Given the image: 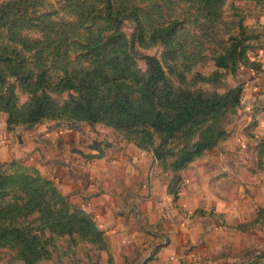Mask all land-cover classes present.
Returning a JSON list of instances; mask_svg holds the SVG:
<instances>
[{
  "label": "rangeland",
  "instance_id": "1",
  "mask_svg": "<svg viewBox=\"0 0 264 264\" xmlns=\"http://www.w3.org/2000/svg\"><path fill=\"white\" fill-rule=\"evenodd\" d=\"M0 6L6 7L0 113L6 122L12 110L7 128L30 134L18 152L0 154V264H113L114 241L108 247L90 205L93 195L133 197L131 185L111 187L114 170L141 171L131 181L148 189L155 176L176 196L182 183L176 170L197 144L215 138L207 148L223 149L224 141L247 135L248 64L264 38V28L254 27L264 0H0ZM149 55L172 88L169 102L146 103L138 118L76 116L73 100L90 88L96 97L128 93L137 112ZM184 92L202 100L178 123L182 109L174 97ZM40 104L45 114L34 119L32 106ZM158 107L165 128L151 124L149 111ZM68 128L66 144L60 134Z\"/></svg>",
  "mask_w": 264,
  "mask_h": 264
},
{
  "label": "crops",
  "instance_id": "2",
  "mask_svg": "<svg viewBox=\"0 0 264 264\" xmlns=\"http://www.w3.org/2000/svg\"><path fill=\"white\" fill-rule=\"evenodd\" d=\"M261 18L254 27L264 28ZM256 43L251 62L257 65L248 64L246 136L231 137L223 149L206 148L176 170L182 178L176 196L155 176L150 189L132 182L142 172L130 176L133 169L125 166L114 170L110 185L117 192L131 185L133 197L92 196L90 209L104 225L108 247L113 240L117 249L113 264H173L175 256L187 264H264V38ZM27 131L7 128L0 113V138H6L0 154L27 145ZM69 133L60 134L66 144Z\"/></svg>",
  "mask_w": 264,
  "mask_h": 264
},
{
  "label": "trees",
  "instance_id": "3",
  "mask_svg": "<svg viewBox=\"0 0 264 264\" xmlns=\"http://www.w3.org/2000/svg\"><path fill=\"white\" fill-rule=\"evenodd\" d=\"M5 12H6V7L0 6V14ZM146 59H147V74L145 76V82L139 92L141 94V103L138 106L139 110H137V112L136 110L131 108L128 104L130 102L128 93L116 91L114 97L112 96L96 97L93 95L96 93V90L90 88V90L88 89L86 92L83 93L80 92V97H77L73 100L74 102L73 108H74V113H76V116H78V118H86V119H93V117L105 118V115H107L108 112L110 113V115H115L118 112H120L121 114L129 113L130 115H132V117L135 116L138 118L139 115L141 114V113L139 114L138 111L142 112L143 108L146 106L145 105L146 103L150 104L151 106L152 105L156 106L159 103H163L165 105L167 101L169 102V100L171 99L172 88L170 87V85L167 82V79L165 78L163 68L161 67L158 59L155 56L149 55L146 57ZM90 79L92 81V84L96 82L92 78ZM238 89L239 92L237 90V93L235 94V97L237 99L241 98V91L243 89L242 84L238 85ZM174 100L176 102L178 101V105L182 109L175 114L174 119L176 120V122L179 121L178 123H182L183 121H186V117L189 114L188 111L197 108V105L202 100V97L200 93L192 95L190 92H184L179 94L178 97H174ZM152 110L149 111V117L150 116L152 117L151 124L158 126L159 128L160 127L165 128L166 124L163 122V118L161 115V108L158 107L156 108V110L155 108ZM32 111H33L34 119L45 114V111L41 108V104L38 107L37 106L34 107L33 105ZM12 113H13L12 110H10L7 114L6 123L8 126H11L10 120ZM80 114H82L83 116H80ZM115 119H118L117 116L115 117ZM173 123L174 122L172 121V125ZM215 142H216L215 138L210 141L209 140H206L204 142L201 141V144L200 145L197 144L194 147V149L189 152V155H187L183 159L182 163H180L179 165L191 160L195 155L202 152L203 149L212 146L213 144H215Z\"/></svg>",
  "mask_w": 264,
  "mask_h": 264
},
{
  "label": "built area",
  "instance_id": "4",
  "mask_svg": "<svg viewBox=\"0 0 264 264\" xmlns=\"http://www.w3.org/2000/svg\"><path fill=\"white\" fill-rule=\"evenodd\" d=\"M5 141H6V138H0V144L5 142ZM187 255L189 257H192L193 253L190 251V252H188ZM174 260H175V262L173 264H187V262H188L187 260L184 259V257L181 258L180 256H175Z\"/></svg>",
  "mask_w": 264,
  "mask_h": 264
}]
</instances>
